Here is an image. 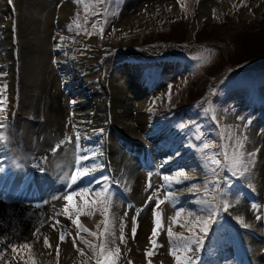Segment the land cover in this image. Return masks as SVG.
I'll use <instances>...</instances> for the list:
<instances>
[{
	"label": "rangeland",
	"instance_id": "1",
	"mask_svg": "<svg viewBox=\"0 0 264 264\" xmlns=\"http://www.w3.org/2000/svg\"><path fill=\"white\" fill-rule=\"evenodd\" d=\"M7 1L10 0H0V5L7 4ZM63 1L69 3L66 13L74 31L69 33L70 39L65 42L70 48H62L54 56L73 57L72 45L84 51L83 55H79L81 59L88 54V59L92 60V54L96 53L93 64H90V72L84 75L83 70L80 69L81 73L76 70L74 78L63 81L62 89L71 85L70 89L73 91L82 90L74 97L71 96V101L76 102L77 107L79 105L83 111H91L87 106L91 104L92 107L95 103H102L99 105L101 111L110 110L111 98L107 85L111 75H116L118 82L132 86H128L129 91L133 86L138 92L143 90L139 93L141 98L138 101L142 107L139 116L145 124L149 128L162 126L156 131L161 136H155L152 140L143 138L144 144L138 145L140 152L143 150L145 153V148L150 149L154 143L161 148H170L173 143L176 144V140L180 145L169 150L168 155L180 158L183 155L179 150L187 146L188 140L191 142L188 160L176 167L175 172L164 170L160 182L161 192L165 195H160L161 198L158 199L171 203L173 211H183L178 222L171 227L175 233L191 235L183 225H195L197 220L211 217L206 233L200 231L199 225L195 228L196 233L203 239L199 249L193 246L197 253L194 258L196 264L216 261L219 253L236 239L235 228L231 222L233 219L239 223L234 226L247 224L248 227L244 228L248 232L243 230L248 234L251 232L253 238L258 240L254 231L256 229L264 235V0H183V7L181 0H81L79 3L76 0ZM85 4L89 5V9H85ZM8 11L0 13V23L5 26L13 24L14 17ZM7 15H11L10 18ZM78 16L79 23L89 32L92 31V24L99 20L104 28L103 37L98 33L88 36L84 31L76 29ZM141 23L144 24L143 27L138 26ZM4 45L6 44L0 41V53L4 50L2 48L6 49L8 46ZM245 46L246 50L243 49ZM253 49L256 50L252 51ZM100 55H105L101 60V67L97 66ZM238 56L240 59L235 62L234 58ZM14 57L9 56V64L0 59V96L7 103L14 102L9 97L10 94L17 95V91H12V86L8 89L6 85L9 82V73L13 79L18 74L17 63L15 65L17 60ZM77 64L75 65L79 66ZM117 65H121L123 71L115 70ZM83 75L84 79L89 78L92 83L80 82L82 80L78 77ZM99 80L102 83L100 86ZM62 91L60 94L63 96ZM64 91L66 94L70 92L69 89ZM101 98L105 103L100 101ZM0 115H4L1 109ZM87 115L88 113L83 115L84 120ZM7 124L10 127L12 125L10 122ZM3 125L4 123H0V131ZM119 126L112 125V122L108 125L101 123L100 129L104 133L106 131L107 135L111 132L112 140L118 142V138H124L126 133ZM165 130L170 133L171 139H168L166 133H162ZM226 136H235L241 140L245 159H248L247 153H255L254 163L250 165L251 172L243 177L233 176L227 169L218 175H213L209 170L208 161L201 150L202 144L207 142L212 146L208 155L216 154L219 157L221 151L227 149L231 153V146H235L236 140L227 139ZM18 137L22 142L21 135ZM253 137L257 138L256 144H249ZM93 141L94 144L91 145L98 148L94 147L96 150H92L91 154L99 156L103 142ZM10 142L16 146V151L21 156L18 139L14 137L13 142ZM110 143L111 140L107 145ZM117 144L121 147V143ZM178 147L181 149H177ZM196 149L202 151L200 157L196 155ZM258 161L260 164L254 171ZM188 162L194 164L190 165ZM28 166L34 169L30 164ZM34 171L37 172V169ZM166 174L168 178L180 182H171L166 179ZM184 176L192 179H184ZM220 177H226L227 180ZM217 179L219 185L213 186L211 181ZM157 181L155 180L156 183ZM183 182V185L177 186ZM193 184L196 189L192 194L172 203L169 193L180 194L181 189H191ZM105 185L103 184L104 187ZM235 195L237 197L232 200L230 196ZM205 200L212 205L220 203L221 209L212 214L210 208L199 202ZM225 200L228 202L226 210L222 203ZM230 209L235 213L229 211ZM88 239L95 244L100 243L103 238L89 235ZM238 239L240 242L239 236ZM221 241L227 244L224 245ZM259 241L264 248V236ZM220 243L224 246L218 248ZM83 246L88 253L82 258L81 264H96L92 248L84 243ZM237 246L239 250L242 248L241 243ZM8 252L15 264H30L32 259H35L36 264H45L38 262L37 256L31 251L26 253L21 249L13 252L9 248ZM225 254L227 261H230L229 251ZM243 257L246 254L243 253ZM247 258H250L248 253ZM261 259L264 260V250Z\"/></svg>",
	"mask_w": 264,
	"mask_h": 264
},
{
	"label": "bare ground",
	"instance_id": "2",
	"mask_svg": "<svg viewBox=\"0 0 264 264\" xmlns=\"http://www.w3.org/2000/svg\"><path fill=\"white\" fill-rule=\"evenodd\" d=\"M68 4L63 0H10L7 4L0 5V13L9 10L8 12L14 17L12 25L5 26L0 23V41L6 44L4 46L8 45L6 49L2 48L4 50L0 53V59L8 62L9 56L13 58L15 54L14 59L17 60L15 65L17 63L18 69L14 79L11 78L13 77L11 73L8 74L10 78L6 84L8 89L12 86V91H17V95H9L14 102L7 103L0 96V109L4 113L3 116L0 115V123H4L0 131V169H3L0 171V239L8 240V245H0V264H15L8 249L11 248V244L23 243H28L30 248L22 249V251L34 252L38 262L81 264L82 258L88 251L85 250L79 237L88 239L89 234L78 231L77 226L72 222L75 216L69 219L62 214L61 209L65 203L62 198L56 200L52 198L75 192L76 200L83 208L85 200L89 202L96 200V194L104 190H107V194L101 199H109L110 195V202L105 206L109 208L108 219L112 222L115 231V244L111 243L112 237L108 236V247H120L121 255L118 264H129V261L132 264H149V258L145 256V252L152 249L149 237L154 227L156 210L161 212V229L155 237L157 247L155 254L150 258L151 264H176L175 258L170 255L172 241L167 236V228L178 222L173 218L178 211L181 215L183 211H173L172 204L166 201L164 205L158 204V198L164 194L161 192L160 179L165 169L175 172L176 167L188 160L191 142L188 140L187 146L179 150V153L183 155L180 158H172L168 155L169 150L180 145L176 140L174 141L176 144L173 143L170 148H161L156 143L152 144L149 149L151 157L147 148L145 153L143 150L140 152L138 145L143 143V138L152 140L155 136H161V133L156 131L162 126L149 128V125L145 124L143 118L139 116L142 107L138 101L141 98L139 93L143 90L138 92L133 86V89L129 91L128 86L131 85L126 86L118 82L116 75H111L107 85L111 98L110 110L101 111L102 103H95L92 107L91 104L87 106L91 108V111H83L79 105L77 107L76 102L71 101V96L74 97L82 90L73 91L70 89L71 85H67L64 89H69L70 92L66 94L62 89L63 81L74 78L76 70H83L84 75L90 72L92 70L90 64H93L96 53L92 54V60L88 59L90 58L88 54L81 59L79 55H83L84 51L72 45L73 57L54 56L59 54L62 48H70L65 42L70 39L68 35L74 31V28L68 22L66 13ZM9 16L7 15L8 18ZM143 25L141 23L138 26L143 27ZM84 47L87 45L84 44ZM104 58L105 55H100L97 66L101 67V60ZM120 68L121 65H117L115 70L123 71ZM84 75L77 76L82 80L80 82L92 83L91 79H84ZM99 82L98 86L102 84L101 80ZM61 91L64 93L63 96L60 94ZM100 101L105 103L102 98ZM106 105L107 109L108 103ZM86 113L88 115L84 120L83 115ZM9 122L12 124L11 127L7 124ZM109 122L115 126L119 124V129L126 131L124 134L126 140L119 137L118 142L113 141L112 126L108 135L106 131L104 133L100 129L101 123L108 125ZM107 128L108 126L105 129ZM15 133L18 136L21 135L22 142ZM162 133H166L168 139L170 138L167 130ZM14 137L21 145L22 156H27V163L34 166L39 162L43 165L44 171L39 169L35 178L31 174L32 170L21 162L16 146L10 142H13ZM93 140L103 142L99 149V156L97 154L94 156L95 153L91 154L92 150L98 148L91 145L94 144ZM109 140L111 143L107 145ZM256 141L257 138L253 137L249 144H256ZM117 143H121V147ZM76 146V153L79 156L75 153ZM201 150H195L199 157ZM131 151L135 152L134 155H130ZM84 154L95 158L80 161L78 157ZM17 157L20 159L18 160ZM259 162L255 163L254 171L257 170ZM89 166L95 167L94 171L90 169L91 174L77 180L74 187L67 192L64 179L67 180L70 175L75 174L77 169ZM28 173L31 175H26ZM155 180H158L157 183ZM16 182L22 183L21 190L8 192L9 190L2 189L3 186L9 187L11 183L14 185ZM184 183L177 186L180 187ZM103 184H106L105 187ZM180 192L176 195L171 192L172 203H176L182 197L186 199L193 193L188 188L181 189ZM230 197L234 200L237 195ZM45 201L48 203H44ZM229 211L235 213L232 209ZM105 218L103 206H92L90 203L80 215L81 223L93 232H103ZM57 220L60 223L53 229L52 225ZM234 221H232L233 224L238 223ZM121 225H123L126 242L120 240ZM133 227L136 228L135 238L132 236ZM237 227L242 230L239 231L243 247L241 246L239 250L237 246L239 239H235L219 253L217 260L211 261L210 264H233L235 260H239V264H264V260L261 259L264 248L259 241L264 235L255 228L257 240L247 233L243 225ZM253 229L252 226L251 230ZM61 231L67 237L63 243L59 240ZM236 236H238L237 233ZM44 237L48 238L51 247H45ZM73 237H76L77 247H73ZM221 243L227 244L224 241ZM221 243L217 246L218 248L224 246ZM57 245H59V259H57ZM77 248L82 249L84 255H81ZM244 249L250 257L247 262L242 255ZM227 251L231 257L236 255L237 258L230 257V261H227L225 258Z\"/></svg>",
	"mask_w": 264,
	"mask_h": 264
},
{
	"label": "snow or ice",
	"instance_id": "3",
	"mask_svg": "<svg viewBox=\"0 0 264 264\" xmlns=\"http://www.w3.org/2000/svg\"><path fill=\"white\" fill-rule=\"evenodd\" d=\"M77 3L81 2V0H76ZM181 6L183 7V0H181ZM85 9H89V5H84ZM95 15V13H93ZM85 20H87V16H85ZM75 27L78 30L84 31V33L88 36H91L94 33H98L101 38L103 37L104 28L101 26V22L97 20L95 23L92 24V31H87V28L79 23V16L77 17V21L75 23ZM207 111V110H206ZM213 119H215V115L213 114ZM227 139H235L236 143L235 146L232 147L231 153L227 149L221 151L219 153V157H217L216 154L208 155V151L212 148V146L204 142L202 144V151L204 152L205 159L208 161V167L209 170L213 175H218L219 172L224 171L227 169V171L231 172L233 176H245L247 173L250 172V165L254 163V157L255 153L249 152L247 153L248 159H245V154L243 152V143L241 140L235 136H226ZM70 142V141H69ZM63 143V142H62ZM59 147V146H57ZM94 156H88L87 154L81 155L78 157L80 161L94 159ZM35 167L39 168L41 171H43V165L39 162H37ZM3 169H0L2 171ZM91 171H94V169H91ZM90 166L84 167L82 169H77L75 171V174H72L69 176V182L74 184L77 182V180L83 178L86 175L91 174ZM183 175V174H181ZM166 179H169L171 182L178 183L179 180H172V178L166 177ZM184 179L191 180V177L184 176ZM220 179L227 180L226 177H220ZM213 186L219 185V179L211 181ZM151 185L149 184V187ZM196 189L195 184L192 185V188L190 191H194ZM107 194V190H104L100 193H97V199L92 200L91 202L85 200L83 208L78 204L76 200L77 194L75 192H68L67 194H64L62 197L59 196H53V200L56 199H63L65 201L63 208L61 209L62 214L72 219L73 216H75V219L72 220V222L77 226L78 231L86 232L89 235H91L94 238H101L100 243H93L92 241H89L88 239L84 238L83 236H80L79 238L83 241L84 244H87L90 248L93 250L94 258L96 259V264H118V260L121 255V249L119 246H116L114 248L108 247V240L107 237H112V244H115V231L113 229L112 222L108 219L109 216V208L105 205H107L110 202V195L109 199H101V197H104ZM169 197H171V193H169ZM202 204H205L208 208L211 209L212 214H215L217 211L221 209V204L217 203L215 205H212L210 201H199ZM44 203H48V201H45ZM89 203L92 206L101 205L103 206V214L105 215V220L103 221V224L105 225L103 232H93L90 231L88 228H86L80 220V215L84 213V208L89 207ZM165 203L164 200H159L158 204ZM223 208L226 210L228 207V202L225 200L222 202ZM88 215H91V213H87ZM181 213L178 211L176 213V217H174V221H178V218L180 217ZM242 222V221H241ZM59 220L56 221L55 224L52 225L53 229H55L56 225L59 224ZM211 223V217L207 220H197L195 225L193 224H185L184 227H187L188 232L191 233V235L185 236L184 233H175L172 231L171 226L167 228V236L172 241V248L170 251V255L175 258L176 264H196L195 257H196V251L194 250L193 246H195L196 249H199V247L203 243V239L201 235H198L196 233V225L200 226V231L203 233H206L208 231V224ZM99 227V225L97 226ZM244 227H248L247 224H244ZM161 229V212L159 210H156L154 212V227L151 231L150 237H149V243L152 245L151 250H146L145 256L149 258V264H151L150 258L155 254V249L157 247V240L155 237L158 236L159 231ZM121 235L120 240L121 242H126L124 237V231H123V225H121ZM136 228H132V236L135 238ZM66 234L61 231L59 240L61 243L66 241ZM76 237H73V247H77L75 244ZM44 243L45 247H51V244L47 237H44ZM0 245H8L7 239H0ZM10 247L12 248L13 252H19L21 249H29L30 245L28 243H23L20 245L11 244ZM77 250L80 252L81 255H84L83 250L77 248ZM57 259H59V245H57ZM30 264H36L35 259H32ZM86 264V262H85ZM129 264H132L131 261H129Z\"/></svg>",
	"mask_w": 264,
	"mask_h": 264
},
{
	"label": "trees",
	"instance_id": "4",
	"mask_svg": "<svg viewBox=\"0 0 264 264\" xmlns=\"http://www.w3.org/2000/svg\"><path fill=\"white\" fill-rule=\"evenodd\" d=\"M241 48H242V47H241ZM245 48H247V46L243 47V49H245ZM256 49H257V50H260V49H258V47H257ZM256 49H253L252 51H254V50H256ZM245 50H246V49H245ZM234 59H235V62H236V61H239L240 57L238 56L237 58L235 57ZM234 59H233V60H234ZM235 62H234V63H235Z\"/></svg>",
	"mask_w": 264,
	"mask_h": 264
}]
</instances>
